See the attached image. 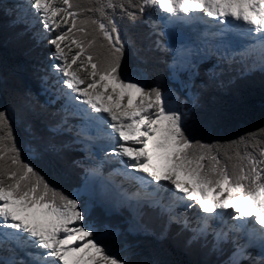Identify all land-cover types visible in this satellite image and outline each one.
<instances>
[{"label": "snow or ice", "instance_id": "6c2138e0", "mask_svg": "<svg viewBox=\"0 0 264 264\" xmlns=\"http://www.w3.org/2000/svg\"><path fill=\"white\" fill-rule=\"evenodd\" d=\"M25 37L36 86L0 70V264H264V127L223 139L239 113L209 100L264 87V0H0V39Z\"/></svg>", "mask_w": 264, "mask_h": 264}, {"label": "trees", "instance_id": "16d2710c", "mask_svg": "<svg viewBox=\"0 0 264 264\" xmlns=\"http://www.w3.org/2000/svg\"><path fill=\"white\" fill-rule=\"evenodd\" d=\"M126 24L127 22L124 21ZM129 35L133 36L137 44L141 47H147L151 38L147 29L146 22L139 23L137 27L128 29ZM31 47L30 42L25 37L23 40L16 42L10 41L7 44L0 39V70L7 68L17 69V74L25 81L31 82L34 87L37 82L32 77V57L34 52H28ZM48 51L47 48L38 49L37 51ZM27 53V54H26ZM126 59H135V54L129 50ZM22 68V71L19 69ZM215 99L217 103L228 109H235L239 113V118L232 122L229 131L224 134L223 139L232 138L234 134H241L245 131H254L264 127V87L261 86V75L256 72L250 77L247 86L243 89L241 95L236 98L230 94H223L216 98L210 97L209 100ZM80 155L81 153H75ZM51 179V177H50ZM55 186L61 188L66 193L70 191L71 182L64 180L52 179ZM96 214L104 217L105 212L97 206L93 210ZM127 211L122 210L117 214L107 217L111 223L123 226L124 218ZM181 259H189L186 256H180ZM194 258V257H193Z\"/></svg>", "mask_w": 264, "mask_h": 264}, {"label": "rangeland", "instance_id": "374dc122", "mask_svg": "<svg viewBox=\"0 0 264 264\" xmlns=\"http://www.w3.org/2000/svg\"><path fill=\"white\" fill-rule=\"evenodd\" d=\"M156 13H153L152 14V17L151 18H145V22H146V25H147V29H149L150 31H151V27H150V25H151V23L153 22V20H155L156 19ZM158 22V21H157ZM100 188H98V190H99ZM97 193V192H96ZM106 194H109L110 196H112V197H114V193H112V192H110V193H106ZM98 196V195H97ZM99 197V196H98ZM100 198H101V201H102V203H99V207L105 212V207L106 206H109L110 207V205H111V202H112V200L113 199H108V200H106V198H105V196H100ZM100 202V201H99ZM108 202V203H107ZM114 214H116V213H114Z\"/></svg>", "mask_w": 264, "mask_h": 264}, {"label": "bare ground", "instance_id": "6f19581e", "mask_svg": "<svg viewBox=\"0 0 264 264\" xmlns=\"http://www.w3.org/2000/svg\"><path fill=\"white\" fill-rule=\"evenodd\" d=\"M193 34V33H192ZM194 35H197V32L194 34ZM98 188H100V190H104L105 191V193H110L111 191L110 190H105V189H103L102 187H101V185L99 184V182L97 181L96 182V192H97V195L100 197L101 196V194H100V192L98 191ZM113 193V192H112Z\"/></svg>", "mask_w": 264, "mask_h": 264}, {"label": "water", "instance_id": "95a60500", "mask_svg": "<svg viewBox=\"0 0 264 264\" xmlns=\"http://www.w3.org/2000/svg\"><path fill=\"white\" fill-rule=\"evenodd\" d=\"M117 214V213H116ZM114 215V214H113Z\"/></svg>", "mask_w": 264, "mask_h": 264}]
</instances>
